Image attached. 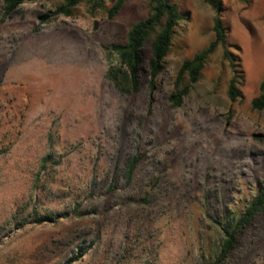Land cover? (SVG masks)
<instances>
[{
    "label": "rangeland",
    "instance_id": "obj_1",
    "mask_svg": "<svg viewBox=\"0 0 264 264\" xmlns=\"http://www.w3.org/2000/svg\"><path fill=\"white\" fill-rule=\"evenodd\" d=\"M174 1L184 20L164 73L150 90L147 45L139 91L124 94L106 78V53L147 16V0H127L113 20L83 4L44 25L39 15L61 0L7 19L0 0V264H68L80 247L88 252L73 264L213 263L219 223L264 182V111L252 108L264 0H221L243 98L229 100L233 73L218 51L179 108L178 72L214 39L215 13L203 0ZM224 264H264V215Z\"/></svg>",
    "mask_w": 264,
    "mask_h": 264
},
{
    "label": "trees",
    "instance_id": "obj_2",
    "mask_svg": "<svg viewBox=\"0 0 264 264\" xmlns=\"http://www.w3.org/2000/svg\"><path fill=\"white\" fill-rule=\"evenodd\" d=\"M42 0H3L4 18L7 19L18 13L21 6L37 3ZM215 13L214 39L192 59L186 60L177 75L174 90L170 97L171 103L179 108L190 95L192 88L203 78V72L211 58L222 52V60L229 64L232 78L229 82L227 95L232 103L243 98L241 90L245 74L241 70L237 56L231 49L228 40V30L224 21V7L221 0H203ZM247 3L248 0H240ZM111 7L107 8V3ZM127 0H61L52 11L40 14V24H50L59 17H73L81 5L87 6L90 15L95 16L105 10L109 20L117 17L124 8ZM184 20L178 5L174 0H147V16L135 23L127 34L125 44L113 45L106 53L109 69L106 78L115 88L124 94L139 91V75L146 61L145 49L150 45L149 86L154 90L160 76L166 69V60L171 53L174 39L180 23ZM260 95L252 100V108L264 111V81L260 87ZM264 137V136H263ZM47 161V160H45ZM141 156H133L127 162L126 176L132 180ZM264 215V182L258 184L256 195L245 209L233 216L226 223H219L218 230L221 241L218 252L212 264H224L238 249L248 228L254 221ZM52 216H45L39 221H50ZM88 250L78 248L77 256L68 264L79 261Z\"/></svg>",
    "mask_w": 264,
    "mask_h": 264
}]
</instances>
